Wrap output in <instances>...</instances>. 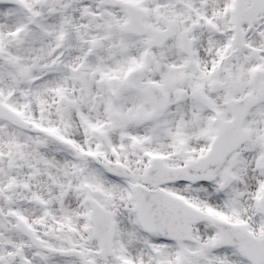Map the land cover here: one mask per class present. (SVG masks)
I'll return each mask as SVG.
<instances>
[{"label": "snow or ice", "instance_id": "6c2138e0", "mask_svg": "<svg viewBox=\"0 0 264 264\" xmlns=\"http://www.w3.org/2000/svg\"><path fill=\"white\" fill-rule=\"evenodd\" d=\"M0 264H264V0H0Z\"/></svg>", "mask_w": 264, "mask_h": 264}]
</instances>
